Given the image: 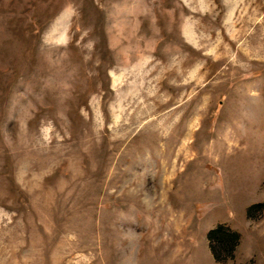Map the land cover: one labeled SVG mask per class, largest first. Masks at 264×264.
Segmentation results:
<instances>
[{"label": "rangeland", "instance_id": "obj_1", "mask_svg": "<svg viewBox=\"0 0 264 264\" xmlns=\"http://www.w3.org/2000/svg\"><path fill=\"white\" fill-rule=\"evenodd\" d=\"M0 264H264V0H0Z\"/></svg>", "mask_w": 264, "mask_h": 264}, {"label": "trees", "instance_id": "obj_2", "mask_svg": "<svg viewBox=\"0 0 264 264\" xmlns=\"http://www.w3.org/2000/svg\"><path fill=\"white\" fill-rule=\"evenodd\" d=\"M209 240H215L218 245H221L224 249H230V251H234L239 243L240 236L236 232L227 231L220 225L209 232ZM211 248L213 250L215 258L220 259L217 255L216 247L212 245Z\"/></svg>", "mask_w": 264, "mask_h": 264}]
</instances>
